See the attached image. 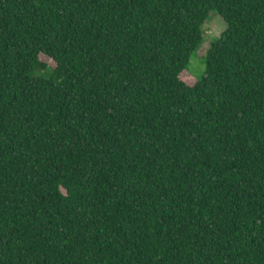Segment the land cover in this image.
<instances>
[{
	"label": "trees",
	"instance_id": "1",
	"mask_svg": "<svg viewBox=\"0 0 264 264\" xmlns=\"http://www.w3.org/2000/svg\"><path fill=\"white\" fill-rule=\"evenodd\" d=\"M0 264H264V0H0Z\"/></svg>",
	"mask_w": 264,
	"mask_h": 264
},
{
	"label": "rangeland",
	"instance_id": "2",
	"mask_svg": "<svg viewBox=\"0 0 264 264\" xmlns=\"http://www.w3.org/2000/svg\"><path fill=\"white\" fill-rule=\"evenodd\" d=\"M227 28L226 22L218 15L216 11H212L209 19L203 26V40L199 47L191 54L187 68L181 74L190 84L200 79L206 70V56L211 47L212 41L221 37ZM41 59L51 66L54 62L45 55H41Z\"/></svg>",
	"mask_w": 264,
	"mask_h": 264
}]
</instances>
